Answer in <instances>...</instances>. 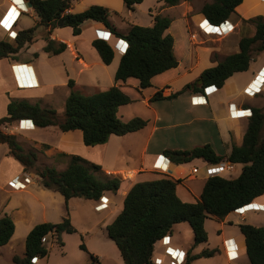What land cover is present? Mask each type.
Listing matches in <instances>:
<instances>
[{"label":"trees","instance_id":"16d2710c","mask_svg":"<svg viewBox=\"0 0 264 264\" xmlns=\"http://www.w3.org/2000/svg\"><path fill=\"white\" fill-rule=\"evenodd\" d=\"M35 15L33 27L19 30L12 41H0V60H17L18 52L27 44L35 41L37 27L46 30L42 40L45 42L42 52L56 56L65 51L66 45L50 39L56 28H70L73 36L81 34L83 23H97L117 39L127 43L125 52L120 56L114 73L115 82L136 79L139 89L151 86L154 76L174 69L178 61L173 52V37L167 33L171 19L156 14L149 26L130 25L126 32H119L109 19L107 8L90 5L78 13L68 10L77 0H25ZM127 10L133 11L143 0H122ZM167 7H172L181 0H158ZM243 0H208L200 8L203 20L211 27L220 26L229 20ZM115 13V12H114ZM254 25L251 36H241L237 52L230 53L214 66L205 68L197 80L185 84L179 91L163 96V90L155 91L149 102L176 98L184 92L204 93L208 87L219 89L225 81L236 73L245 72L254 61V56L264 50V18L255 16L250 20ZM91 46L97 52L103 65H109L114 57V50L106 40L95 38ZM36 57L37 55L34 54ZM201 80L198 84L197 81ZM70 88L62 116L52 108L40 107L37 103L10 99L6 114L0 117V144L7 148L6 155L17 161L23 171L34 169L37 184L43 189L58 193L65 201L71 198L99 202L106 192L116 193L121 179L105 175L101 167L90 163L78 155L68 157L63 170L42 165L36 166L37 157L33 150H24L15 136L5 133L7 128L21 120L22 125L35 128L56 127L60 132L79 130L82 144L94 147L107 143L111 136H124L140 131L147 125V120L134 117L121 121L117 112L119 107L131 102L130 98L116 85L94 92L82 94L73 89L74 83L68 80ZM247 126L240 145H232L230 152L221 156L214 152L209 144L195 146L186 150H164L172 164L181 165L193 160H201L207 165H217L226 161L232 165H241V172L235 178L214 176L205 179L198 199L193 202L182 201L176 187L182 179L167 175L155 180L133 184L122 202V209L106 226V234L115 245L123 264H153L154 247L165 236H171L173 226L187 223L193 236V246L207 241L204 222L208 218L223 220L229 213L252 203L264 194V112L261 108L251 107ZM103 174V179L97 175ZM244 238V252L247 264H264V226L248 223L238 224ZM13 221L6 214H0V247L6 245L14 234ZM74 233L67 217L59 223H39L34 225L24 239L22 254L11 257L12 264H36L34 259L48 255L43 244L47 235L59 237L61 233ZM84 250V246H80ZM214 251L204 250L198 254L187 252L183 264H191L201 257H212ZM92 263L97 258L89 255Z\"/></svg>","mask_w":264,"mask_h":264},{"label":"rangeland","instance_id":"374dc122","mask_svg":"<svg viewBox=\"0 0 264 264\" xmlns=\"http://www.w3.org/2000/svg\"><path fill=\"white\" fill-rule=\"evenodd\" d=\"M21 1L23 2V0ZM205 1L206 0H183V2H180L182 5L179 7L180 9L178 8L176 10H178V12L183 11V14H181L178 20L172 12H164L162 9L164 4L162 5L158 0H143L140 4L135 6L133 11L127 10L123 6L121 12H118L119 15H116L113 10H111L109 13V19L119 32H126L130 25L136 24L140 26H149L153 15L157 12H159L160 15H169L173 17L170 32L174 37L173 52L177 60L180 62L178 70L180 71L183 70V67L187 64V50L189 49V45L192 47L193 51L196 49V54L194 56L198 55L197 57L202 58L201 66H205L208 60L216 62L219 59H223L225 55L237 51V44L240 37L251 36L254 33L255 28L250 20L255 16H262L264 18V1L243 0L242 4L238 6L235 9V12L230 16V22L228 20L225 21L230 24L228 35H225V33L222 35L221 33H223V31L221 28L215 29L214 27L209 26L200 14V8ZM5 7L6 5L4 3L1 5L0 0V11ZM23 8L26 11L20 14L17 25L16 27H13V29L20 28L24 30L35 25L36 18L33 17L31 12L28 13V7L26 5H24ZM176 15H178L177 11ZM180 19H182L184 24L182 21H179ZM5 20L6 19H4L3 22H5ZM222 28L226 31L228 26L225 25ZM45 33V29L37 27L35 31V41L30 44L28 50L23 51L21 56L37 51L38 48L44 44L42 38ZM61 34L66 35L67 31L64 30ZM2 35V31L0 30V41H12V39L7 36V33L3 36ZM91 35V28L85 25L83 33L77 41L82 52L85 54L90 53L88 39ZM96 35H99L97 38L106 40V42L113 47L114 43L118 46L124 47L123 43H121V41L117 42L114 36L110 35V33L105 35V33L99 32ZM68 57V55H66L65 58L63 57L66 62L69 59ZM256 59L258 62L264 61V50L254 56V61ZM118 62L119 56L115 53L113 60L109 65L101 64L94 67V74L96 77L92 76L91 78L92 87H87V85L80 83L79 86L74 85L73 89L82 94L90 95L106 87L112 86L114 83V72ZM0 64L4 63L0 62ZM61 64L62 63L58 58L45 59L41 62L40 69L44 73H47V75H50V73L56 74L57 76L54 82L58 83L60 80L59 78L64 76ZM3 66L4 65H2V67ZM206 68L208 67L206 66ZM18 69L22 68H17L15 71L17 72ZM168 76L169 75L158 76L157 79L153 81V84L159 85L163 83ZM50 77L51 76L46 80L47 83H52ZM235 77L237 78L235 82L237 92L240 91L241 88L251 79L250 82L254 79L253 73L250 70L236 73ZM131 81L137 83L136 79H131ZM20 83L23 84L21 81ZM69 91L70 88L68 85L65 88L55 87L53 92L50 94H46L45 92V94H42L43 99L37 100L35 103L40 107L54 109L61 117L64 101L67 92L69 93ZM150 91H152L151 88L147 89L146 93ZM262 91V93L255 95V97L262 98L261 100L263 102H260V105L262 104L261 108L264 112V90L262 89ZM127 92L130 96L128 97L131 102L119 107L117 112L118 118L121 121H128L134 117L146 120V117L150 116L151 111L141 102V94L136 93L133 90H127ZM211 92L214 94L213 96L217 98L221 94L216 88H211ZM41 93L43 92H40V94ZM242 98L241 94L238 95V99ZM2 103L3 101H1L0 98V113L3 111ZM14 125H16V123L11 126ZM21 128L33 130L34 127L30 125H21ZM17 133L19 135L15 138L20 146L24 150H33L35 152L37 157L36 166L47 165L54 167L59 171L66 167L68 160L59 156L60 152L56 150L61 141L59 130H57L56 133L52 129L39 128L32 132L18 131ZM128 138L130 137H111L104 152H101V149L98 148L99 146L94 147L96 149L84 147L82 150L76 149V154L70 155H78L90 163L100 160V157L102 158L103 154H106L107 151L121 156L130 145ZM72 139V141H75L73 137ZM3 149H5V147L0 144V159L2 158ZM84 150L86 151L84 152ZM102 161V164H99L102 167H108L120 163L121 166H123V164L126 163V158L121 157V159H119L114 157L113 160H111V158L105 156ZM127 161L137 164L138 158L137 156H133ZM94 164L96 163L94 162ZM15 166L16 165L12 163L10 167H7V171L8 168L9 170H12ZM192 167L199 170L198 174L193 175L197 178L192 182H185V184L189 185L193 192H197L202 185L200 176H202V172H204L205 163L201 160H193L191 163L183 165V170L188 171ZM240 172L241 166L234 165L233 171L224 173V176L235 178ZM5 175L7 174H2L0 171V214H6L11 218L15 230L9 242L0 247V264H12L11 257L14 254L20 255L23 253L25 236L34 225L44 222L56 224L61 222L65 217L69 219L70 225L74 228L75 232L70 234L63 232L59 237L54 235L45 236L43 238V244L48 250V255L45 258L36 259V264H123L115 245L108 239L106 234V226L111 223L113 218L119 212L118 205L120 203V198L118 194L115 196L114 193H106L110 201L108 207L107 199L104 198L106 205L97 209V206L100 205L98 204L95 206L97 202L80 198H71L68 201H65L58 193L43 189L37 184V177L34 173V169H30L26 172L22 170L21 177H28L26 186L23 189L11 187L9 183H6L7 176ZM96 176L97 179L100 180L104 177L102 173L99 175L96 174ZM254 208V205H248L243 211L254 210ZM242 217L245 220H241L240 215L230 214L227 218L229 221H225L224 223H221L220 220L214 218L206 219L204 222V229L207 233V241L195 246H193V236L189 225L187 223H181L175 226L174 231H172L170 245L173 246L172 242L176 240L178 244L183 245L185 248H188L189 250L192 249V254H197L204 250L214 251L212 257H201L193 261L191 264H246L247 259L241 254L238 259L227 260L221 244L222 238L227 236H233L239 239L241 235L238 224L240 223L255 224L259 225V227L264 226V211H249L242 215ZM81 245L84 246V250L81 249ZM233 254H235V252H233ZM89 255L95 256L97 262L92 263ZM162 255L163 248L160 243L157 242L154 247L153 257L161 258ZM163 262V264H166L165 261Z\"/></svg>","mask_w":264,"mask_h":264},{"label":"crops","instance_id":"0c3cea01","mask_svg":"<svg viewBox=\"0 0 264 264\" xmlns=\"http://www.w3.org/2000/svg\"><path fill=\"white\" fill-rule=\"evenodd\" d=\"M207 1L208 0H206L205 2ZM181 2H183V0H181ZM3 3L6 5V7L2 11H0V13L2 12L0 14V30L4 35L7 33V28H9L11 24H13V27H16L21 12L18 14L19 7L16 6L15 2L13 1L11 2L10 0H1V5ZM25 5L28 7V13L31 12L33 17L35 18V15L33 14L27 2L25 3ZM90 5L103 6L107 8L109 12L113 10V12H115L116 15H119L118 12H121L124 6L122 0H77L72 4L68 12L78 13L83 11L85 8H87ZM181 5L182 4L180 3L172 7H167L163 5L162 9L164 12L166 11L172 12L178 20L181 14H183V11L180 10L181 12H178V10L176 9L181 7ZM176 11L178 15H176ZM156 14H160V13L157 12L154 15ZM166 16L171 19V23L167 32L172 36L170 29L173 23V17L169 15ZM4 19H6L5 22H3ZM179 21H182V19H180ZM227 24H228L227 25L228 29L225 31V33L229 32L230 29V24L229 23ZM85 25L90 27L92 32V35L88 39V43L90 45L89 54H85L84 52H82L81 48L77 43L79 37L83 33V28ZM13 27L10 30H13L15 32L22 30L20 28L13 29ZM214 28L219 29V27H214ZM64 30L67 31L66 35L61 34V32ZM99 32L105 33V35L109 33L107 29H105L101 25L90 21L83 23V25L81 26V34L78 36H73L70 28H56L52 31L50 35V39L56 42H62L66 45L65 51L62 52L61 54L56 56H49L43 53L42 47L45 44L44 42V44H42L37 51L21 56L24 50L26 51L29 49L30 44H32L30 43L25 45L18 52L17 54L18 61L11 62L7 59H1L0 62L4 64H0V98L1 101H3L2 103L3 111H1L2 113H0V117L6 114V106L10 99L27 100L29 103H35L37 100L43 99L42 94H45V92L46 94H50L51 92H53L55 87L56 88L67 87L68 80H72L75 86L76 85L79 86L80 83H83V85H87V87H92L91 78L92 76L96 77V75L94 74V67L102 64L99 59V56L97 55V52L91 46V41L99 36L96 35ZM221 34L223 35L224 33ZM115 40H117V38H115ZM122 42L125 43L124 41ZM173 44H174V37H173ZM113 50H114V54L116 53L120 59L122 53L116 50L115 48H113ZM187 51H188L187 64L183 67V70L178 71L180 62L177 60L178 65L176 68L165 71L164 73L159 74L157 76H154L151 79V86L146 89H139L138 81L136 83L131 81V79H127L125 82L114 81L113 83V85L119 87L127 96H129L127 90L129 91L133 90L136 93L141 94L142 96L141 102L147 107L148 110L151 111L150 116L146 117L147 125L143 129L135 133H129L124 136H121V137H130L128 138L130 141V145L127 147L125 152L121 154V156H118L117 154L107 151L106 154H103L102 158L100 157V160L94 161L96 164L101 165L103 162L102 160H104L105 156L107 158L108 157L111 158V160H113L114 157L119 159H121V157L126 158V163H124L123 166H121V163L110 165L108 167H102L99 165L105 175L108 176L112 175L119 177L121 179L120 187L117 190V192L114 193L115 196L116 194H118L120 198L119 200L120 203L118 205L119 212L122 209V202L124 196L126 195L127 191L130 189V187L133 184L142 181L155 180L160 176H164V175H167L174 179H182L181 184L176 187V193L178 197L185 202H190V203L195 202L201 193L204 181L206 179V177H204V173L202 172V176H200V179L202 180V185L200 189L197 192H193L191 190V187L185 184V182H192L197 178L190 173L191 169L195 167H192L188 171H184L183 165L189 163L175 165L169 162L170 165L168 167V172L162 173L153 167L155 158L158 155H163L164 150H175V149L186 150L204 144H209L216 154L225 156L230 152L232 145L238 146L241 144L242 137L245 132L248 121V115H244L243 117L238 118L232 116L231 115L232 112L237 110H248V112H251L250 110L251 107L261 108L262 104L260 105V102H263L261 100L262 99L261 97H255V96L251 97L243 93V89L250 83L252 79L245 86H243L240 91L237 92L236 83H235L237 78L235 77V74L229 77L225 81L223 86L218 89V91L221 92L218 98L213 96L214 94H212L211 92V88H212L211 87L209 89L207 88L203 94L184 92L173 99L149 102V98L155 91L163 90L162 91L163 96H168L171 93L179 91L185 84L197 80L199 74L202 72V70L206 68V66L207 67L214 66L218 61L222 60L219 59L216 62H212L208 60L205 66H201L202 58L197 57L198 55L194 56L196 54V49L193 51L192 47L189 45V49ZM34 54H36L37 56L35 57ZM66 55L69 56L67 62L64 60ZM51 58H58L62 63L61 65L63 68L64 76L62 78H59L60 80L58 81V83L54 82L57 76L56 74L50 73V75H47V73H44L40 69L41 62H43L45 59L48 60ZM2 65L4 66L2 67ZM263 66H264V61L258 62L256 59L255 61H252L250 63L249 69L247 71L250 70L253 73V77H255V75L258 74V71ZM17 68H22V69H18V71L16 72L15 69ZM160 75H169V76L166 77V80L163 81V83L159 85H154L153 81L157 79V77ZM49 76H51L50 80L52 83L46 82ZM20 81L23 82V84H21ZM107 88L108 87L104 89ZM150 88L152 89V91L146 93V90ZM262 89L264 90V85ZM262 89L260 93L263 92ZM40 92L43 93L40 94ZM68 94L69 93L67 92V95ZM240 94L243 97L242 99H238V95ZM201 95L205 97V101H206L205 103L202 104L191 103V99L193 97L201 96ZM24 122H28V120H25ZM21 125H22L21 123L20 124L17 123L14 126L2 128V130H4L5 133L12 134L16 137L19 135L17 133L18 131L32 132L35 131L36 129H39V128H35L32 125L34 127L33 130H26V129H22ZM42 129H52L56 133L58 130L56 127H47ZM72 137L75 139V141H72L73 140ZM60 138H61L60 144L58 145V148H56V150L60 153H64L66 155L76 154V149L82 150L85 147L82 144V135L79 130L69 131L64 133L60 132ZM107 143L103 145H97L99 146L98 148L101 149V152L105 151L108 145ZM3 146L5 147V149H3L2 158L0 159V171L2 174L3 173L7 174L5 175L7 176L6 183H9L12 179L21 177L22 168L17 161L6 155L7 148L5 145ZM94 147H90V148L96 149ZM85 151L86 150H84V152ZM126 155H128L129 157ZM133 156H137L138 158L137 164L130 163L129 161H127L128 159H131ZM63 158H66L68 160L67 156ZM12 163L16 165L15 168L12 170L11 169L9 170L8 168L7 171V167H10ZM106 193H110V192H106ZM106 193H104L102 197L107 199V207H108V203L110 201ZM101 202L102 201L100 199V201L97 202L95 206H97ZM249 205H254L255 206L254 210L243 211L245 209L243 208L241 212L243 211L244 213L241 214L238 212L239 210L238 209L234 212L229 213L225 218H223V220H220L221 223H224L225 221H229L227 220V218L230 216V214L240 215L241 220H245L243 219L242 215H244L249 211H258V212L264 211V194L256 198ZM257 206H261L260 209H258ZM177 225L179 224L173 226L172 231H174V228ZM253 225L259 226L255 224ZM228 239H232L233 243L237 247L236 259L239 258L240 254L246 257L244 252L243 236L241 235L239 239L233 236H227L222 238L221 240L222 248L227 260L229 259L227 257V249L225 247L224 242ZM159 243L161 245V242ZM172 243L173 246L170 245V236H169L170 247L183 250L186 252V255L187 252L192 254V249L189 250L188 248H185L183 245L178 244L176 240H174ZM162 248L164 254V246H162ZM161 258L165 261L166 264H169V260L167 259V257L162 255Z\"/></svg>","mask_w":264,"mask_h":264},{"label":"built area","instance_id":"2783aa9c","mask_svg":"<svg viewBox=\"0 0 264 264\" xmlns=\"http://www.w3.org/2000/svg\"><path fill=\"white\" fill-rule=\"evenodd\" d=\"M15 2L16 6L19 7V12L18 14L21 12H25L26 10L23 8V6L25 5L26 1L23 0V2L21 0H19V2H17V0H11V2ZM260 1H264V0H260ZM15 6V5H14ZM228 25L226 22H224L223 24H221L220 26H215V27H219L222 29L223 33H225V30H223V26ZM13 27V24L10 25L9 28H7V36L14 40V38L16 37V32L13 30H10ZM120 41V40H118ZM121 43H123L121 41ZM124 47L121 48L120 46H118L117 44H114V48L118 51H120L122 54L125 52L127 44L123 43ZM258 80V82H256ZM252 83H257L258 85V91L256 92V90L254 89L253 91H249V87L252 85ZM264 84V66L258 71V74L255 75L254 79L252 82H250L244 89H243V93L247 96H255L257 94L260 93L262 86ZM211 87H208V89ZM214 88V87H212ZM207 89V88H206ZM205 89V90H206ZM204 90V91H205ZM205 97L203 95L201 96H196L193 97L191 99V103L192 104H199V103H205ZM250 112H248V110H237L232 112V116L234 117H243L244 115H248V117L250 116ZM160 162V163H159ZM170 161L163 155H158L155 158V162L153 164V167L157 170H159L162 173H167L168 172V167L170 165L169 163ZM233 171V165L226 162V161H222L217 165H207L205 164V169H204V177L208 178V177H214V176H224V173H229ZM191 174L196 175L198 173V170L196 168H192L190 171ZM28 181V177H17L16 179H12L9 184L11 185V187L17 188V189H23L26 186V182ZM101 203L100 205L97 206L98 208H101L103 206L106 205L104 198L101 197ZM245 208V207H244ZM243 209V208H242ZM242 209H239L238 212L243 214L244 212H241ZM159 242H161V245L164 246V254L163 256L167 257V259L169 260V264H183L186 258V252L177 248H172L169 246V236H165L163 237ZM225 247L227 249V257L229 260H234L237 258V247L235 246V244L233 243L232 239H228L224 242ZM231 252H235V256L230 255ZM36 259H34L33 261H35ZM164 260L160 257H152V262L153 264H163Z\"/></svg>","mask_w":264,"mask_h":264},{"label":"bare ground","instance_id":"6f19581e","mask_svg":"<svg viewBox=\"0 0 264 264\" xmlns=\"http://www.w3.org/2000/svg\"><path fill=\"white\" fill-rule=\"evenodd\" d=\"M219 29H220V28H219ZM228 33H229V32H226L225 35H228ZM256 82H258V80H257ZM256 86H257V87H256ZM252 87H256V88H252ZM248 89H249V91H253V90L255 89L256 92H257V91H258V90H257V89H258V85H257V83H252V85H251ZM250 89H252V90H250ZM260 207H261V206H257L258 209H260ZM231 254H232V256H235V254H233V252H231L230 255H231Z\"/></svg>","mask_w":264,"mask_h":264},{"label":"water","instance_id":"95a60500","mask_svg":"<svg viewBox=\"0 0 264 264\" xmlns=\"http://www.w3.org/2000/svg\"><path fill=\"white\" fill-rule=\"evenodd\" d=\"M197 83L200 84V83H201V80H198ZM24 121H25V120H21V121H19L18 123L20 124V123H22V122H24ZM28 121H29V120H28ZM248 205H249V204H248ZM248 205H245V206L247 207Z\"/></svg>","mask_w":264,"mask_h":264},{"label":"clouds","instance_id":"9594fccd","mask_svg":"<svg viewBox=\"0 0 264 264\" xmlns=\"http://www.w3.org/2000/svg\"><path fill=\"white\" fill-rule=\"evenodd\" d=\"M223 24V23H222ZM118 40H120V41H123L122 39H117L116 41L117 42H119ZM125 42V41H124ZM126 43V42H125ZM115 44V43H114ZM127 44V43H126ZM114 48V47H113ZM246 207V206H245ZM241 208H244V207H241ZM241 208H239V209H241Z\"/></svg>","mask_w":264,"mask_h":264},{"label":"snow or ice","instance_id":"6c2138e0","mask_svg":"<svg viewBox=\"0 0 264 264\" xmlns=\"http://www.w3.org/2000/svg\"><path fill=\"white\" fill-rule=\"evenodd\" d=\"M17 2H19V0H17Z\"/></svg>","mask_w":264,"mask_h":264}]
</instances>
